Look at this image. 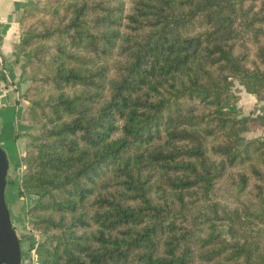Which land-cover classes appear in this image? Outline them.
Instances as JSON below:
<instances>
[{"label": "trees", "instance_id": "trees-1", "mask_svg": "<svg viewBox=\"0 0 264 264\" xmlns=\"http://www.w3.org/2000/svg\"><path fill=\"white\" fill-rule=\"evenodd\" d=\"M127 1L22 13L38 264H264V0Z\"/></svg>", "mask_w": 264, "mask_h": 264}, {"label": "crops", "instance_id": "crops-1", "mask_svg": "<svg viewBox=\"0 0 264 264\" xmlns=\"http://www.w3.org/2000/svg\"><path fill=\"white\" fill-rule=\"evenodd\" d=\"M33 3V0H0V144L10 162L8 179L15 183L23 169L21 157L31 144V127H18L17 118L28 106L24 94L30 84L24 70L25 60L19 57L23 33L20 20L25 8Z\"/></svg>", "mask_w": 264, "mask_h": 264}, {"label": "rangeland", "instance_id": "rangeland-1", "mask_svg": "<svg viewBox=\"0 0 264 264\" xmlns=\"http://www.w3.org/2000/svg\"><path fill=\"white\" fill-rule=\"evenodd\" d=\"M130 2L131 0L127 1L128 4H130ZM19 57L25 60V67H24V70H25L27 61L24 57H21L20 55ZM25 73L27 74L30 80V83H31V79L28 73L26 72V70H25ZM233 92L237 98V102L231 107V109L241 110V113L243 116L258 114L260 112L261 107L264 106V103L260 102L261 100H258V98L255 95L247 93L245 87L241 85L239 82L235 83ZM28 106H29V103H28ZM29 134H30L29 136L30 141L32 143L33 142L32 136L34 135L32 127H31ZM260 135L262 137L264 136V129H260V130L245 134L244 142L254 139L256 137H259ZM6 198H7V203H8L10 212H11L13 225L16 229L18 237L21 240L22 249L24 250L23 252H26L32 246L30 245L31 241H29L31 238V234L26 229L28 224H30L31 221H33L32 217H30L27 214V209H28V206L30 205V202L19 197L18 192H17V183L14 186L12 184H9L7 186Z\"/></svg>", "mask_w": 264, "mask_h": 264}, {"label": "water", "instance_id": "water-1", "mask_svg": "<svg viewBox=\"0 0 264 264\" xmlns=\"http://www.w3.org/2000/svg\"><path fill=\"white\" fill-rule=\"evenodd\" d=\"M9 170L8 155L0 144V264H21L22 244L6 198Z\"/></svg>", "mask_w": 264, "mask_h": 264}, {"label": "built area", "instance_id": "built-area-1", "mask_svg": "<svg viewBox=\"0 0 264 264\" xmlns=\"http://www.w3.org/2000/svg\"><path fill=\"white\" fill-rule=\"evenodd\" d=\"M28 232L31 234L32 246L26 252L22 254L21 264H38V247L44 240V236L37 230H35L30 224L27 228Z\"/></svg>", "mask_w": 264, "mask_h": 264}]
</instances>
